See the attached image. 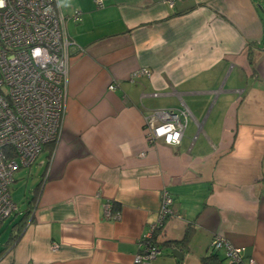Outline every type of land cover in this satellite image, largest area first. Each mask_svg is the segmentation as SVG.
I'll return each mask as SVG.
<instances>
[{"label":"crops","instance_id":"0c3cea01","mask_svg":"<svg viewBox=\"0 0 264 264\" xmlns=\"http://www.w3.org/2000/svg\"><path fill=\"white\" fill-rule=\"evenodd\" d=\"M58 6L75 43L61 135L33 165L27 224L0 264H133L163 190L173 215L150 264H203L218 234L264 264V0ZM182 106L180 144L150 145L145 115Z\"/></svg>","mask_w":264,"mask_h":264},{"label":"built area","instance_id":"2783aa9c","mask_svg":"<svg viewBox=\"0 0 264 264\" xmlns=\"http://www.w3.org/2000/svg\"><path fill=\"white\" fill-rule=\"evenodd\" d=\"M92 1L97 9L106 2ZM177 1L181 0H163L168 8ZM70 19L79 22L80 13L76 11ZM66 20L58 0H0V222L16 212L10 192L14 173L31 167L45 145L55 146L60 139L70 48L75 45L67 35ZM115 87L110 84L108 90ZM192 118L185 106L151 110L143 121L146 141L177 146ZM160 198L156 220L141 239L133 264H150L160 254L153 237L164 232L166 221L173 215L168 192L163 190ZM57 248L52 244L53 251ZM209 248L212 253L223 250L227 264H244L243 249L222 235H215Z\"/></svg>","mask_w":264,"mask_h":264},{"label":"rangeland","instance_id":"374dc122","mask_svg":"<svg viewBox=\"0 0 264 264\" xmlns=\"http://www.w3.org/2000/svg\"><path fill=\"white\" fill-rule=\"evenodd\" d=\"M46 155V150H43L38 161L45 159ZM35 167L36 165L33 166L31 170V167L20 168L13 175L14 182L11 185L10 192L11 199L17 211L13 213L8 219H6L0 228V234L2 236L0 242H3V240L5 241L7 238L10 226L19 218V212L22 213L23 210H25L28 206V202L32 197V190L38 182V180H36L38 177L36 178L37 175L33 172Z\"/></svg>","mask_w":264,"mask_h":264},{"label":"trees","instance_id":"16d2710c","mask_svg":"<svg viewBox=\"0 0 264 264\" xmlns=\"http://www.w3.org/2000/svg\"><path fill=\"white\" fill-rule=\"evenodd\" d=\"M53 147H54L53 144H47V145H45L43 147V150H45V149L51 150ZM43 150H42V152H43ZM27 212L24 215H22L20 218H18V220H16V222H14L11 225V227H10V235H9V240H8L9 242L16 241V239L18 238L19 234L25 228V226L27 224L26 221H27L28 214H29ZM3 223H4V221L0 222V228L2 227ZM190 237H191V231H188L186 233V236H185L184 240L181 242V244H184V245L187 244L189 242ZM202 263L203 264H222V261L218 258V256L215 253H211L209 256L204 257L202 259Z\"/></svg>","mask_w":264,"mask_h":264},{"label":"water","instance_id":"95a60500","mask_svg":"<svg viewBox=\"0 0 264 264\" xmlns=\"http://www.w3.org/2000/svg\"><path fill=\"white\" fill-rule=\"evenodd\" d=\"M172 254H173V256H174L176 259H178V260H181V259H182V254H181L180 252H178L177 249H173V250H172Z\"/></svg>","mask_w":264,"mask_h":264}]
</instances>
